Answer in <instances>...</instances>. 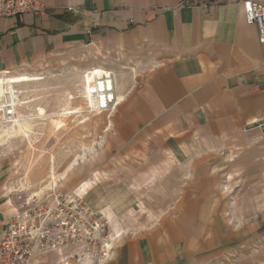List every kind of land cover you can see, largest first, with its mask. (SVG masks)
Masks as SVG:
<instances>
[{
  "label": "crops",
  "instance_id": "1",
  "mask_svg": "<svg viewBox=\"0 0 264 264\" xmlns=\"http://www.w3.org/2000/svg\"><path fill=\"white\" fill-rule=\"evenodd\" d=\"M42 1L0 18V77L72 50L136 67L114 72L119 104L76 188L116 222L109 264H264V133L246 128L264 116V44L244 0ZM17 209L0 179V241Z\"/></svg>",
  "mask_w": 264,
  "mask_h": 264
},
{
  "label": "rangeland",
  "instance_id": "2",
  "mask_svg": "<svg viewBox=\"0 0 264 264\" xmlns=\"http://www.w3.org/2000/svg\"><path fill=\"white\" fill-rule=\"evenodd\" d=\"M95 67L107 70L87 73ZM134 68L133 61L111 54L72 50L53 53L26 71L31 74L0 77V108L10 100L20 103L12 122L0 125V179L18 209L24 202L78 191V178L87 179L86 170L96 164L103 150L97 140L102 131H96L95 124L109 128V112H98V97L89 88H95L97 77ZM80 196L93 207L88 193ZM93 208L109 219L101 208ZM148 208L144 211L151 219L154 214ZM109 221L114 235L118 234L116 222ZM114 254L104 264L112 262Z\"/></svg>",
  "mask_w": 264,
  "mask_h": 264
},
{
  "label": "built area",
  "instance_id": "3",
  "mask_svg": "<svg viewBox=\"0 0 264 264\" xmlns=\"http://www.w3.org/2000/svg\"><path fill=\"white\" fill-rule=\"evenodd\" d=\"M245 20L258 29L264 44V0H244ZM46 11L42 0H0V18L24 14L39 15ZM116 79L113 72L97 77L89 91L97 95L98 112L116 109ZM18 99L0 108V125L12 122L18 112ZM264 133V116L246 126ZM117 236L109 219L91 207L75 192L52 194L39 202L21 204L10 217L0 241V264H34L44 253L61 251L65 262L74 264H104L115 251Z\"/></svg>",
  "mask_w": 264,
  "mask_h": 264
},
{
  "label": "bare ground",
  "instance_id": "4",
  "mask_svg": "<svg viewBox=\"0 0 264 264\" xmlns=\"http://www.w3.org/2000/svg\"><path fill=\"white\" fill-rule=\"evenodd\" d=\"M79 187H80V186H79ZM82 190H83V189H82ZM82 190H81V191H82ZM77 193H78V194H81V192H77ZM67 262H68V261H67ZM67 262H65V264H67ZM68 264H69V263H68ZM70 264H72V263L70 262Z\"/></svg>",
  "mask_w": 264,
  "mask_h": 264
}]
</instances>
